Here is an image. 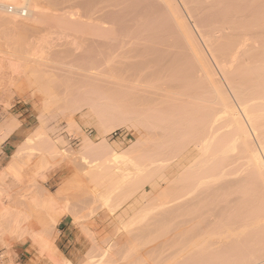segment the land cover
Wrapping results in <instances>:
<instances>
[{"label": "bare ground", "instance_id": "1", "mask_svg": "<svg viewBox=\"0 0 264 264\" xmlns=\"http://www.w3.org/2000/svg\"><path fill=\"white\" fill-rule=\"evenodd\" d=\"M80 1L81 3L77 0H66L68 10L57 14L52 8L56 3L53 0H0V47L5 48L0 50L5 53V56L0 58L1 69H10L20 78L22 75L26 76V69L30 68L31 76L35 83L39 84L37 93L45 96L46 103L61 100L54 90V84L59 77L53 70L45 69L52 62L48 56L49 51H46V48H52L51 41L48 40V35L55 32L53 30L51 33L52 29L58 31V34L74 31L89 36L85 42L94 46L100 62L105 65H102L103 68H95L97 73L95 69L92 73L91 70H83L85 73L90 72L88 75L84 74L85 78L81 77L83 82L88 84L89 80L97 79L95 81L98 83L101 77L102 80L111 78L114 82L111 86L110 79L108 84L112 88H104L96 86L95 81L96 85H92L94 82L91 81L92 84L89 83L86 87L67 91L69 93L63 97L65 102L72 104V113L89 109L79 118L81 121L95 119L99 133L94 139L85 135L80 128V122L68 114L66 120L69 128L76 129L82 136V146L78 152L73 153L71 149L60 150L57 144L64 139L59 138L56 141L43 132L39 136L28 137L18 146L9 169L19 175L22 168L21 159L24 160V157L27 162L32 156L38 158V172L42 171L43 164L54 165L66 159L62 162H66L68 168H78L79 178L73 179L77 183V190H85L83 196L84 193L91 196V201L88 199V203L83 205L84 208L89 206L85 208L86 211L90 209V202L94 203L93 200H101L105 206H114L115 202L116 205L122 206L125 204V201L122 202L124 198H133V203L144 206L140 208L143 210H139L143 213L141 216L137 217L138 211L135 213V221H143L150 216L151 220L156 222L160 212L164 211L166 214L165 212L169 211L168 214L173 213L170 218L175 216V223L177 220L178 224L184 226H181L182 232L179 230L183 234L178 231L177 235L175 231L179 228L178 224H173V221L168 224L166 218L158 222L161 224L165 221L169 226L173 224L178 227L168 226L174 228V232L170 229L169 232L164 223V227L158 225L159 228L168 230H163L164 233H175L177 242L178 238H187L184 239L186 241L193 239L191 242L187 241L189 243L182 239L180 245L186 242L184 245L188 247L183 245L185 249H181L179 243H176L180 248L169 257L159 255L160 259L156 255L159 246H155L151 248L153 255L150 261L144 259L146 262L143 263V257H139L141 251L135 254L138 252L136 247L135 251L131 248L121 249L124 247L119 249L120 246L117 248L114 242L111 245L105 243L107 239L104 241L102 236L99 238L104 242L102 245H107L99 249L102 251V255L101 251L99 253L101 259L95 257L100 261L98 264H117V257L123 253L121 250H126L127 256L123 257H127V260L132 257L128 252H135L132 258L136 261L132 262L134 259L131 258V262L128 260L127 264H264V0ZM80 11L84 15L79 13ZM187 16L194 22L201 43L188 25ZM82 18L85 20H81ZM42 32H47L48 35H42ZM148 50H151L152 54L154 52V55L158 53L160 57H154L149 52L147 54L157 58V63L160 62L158 84L154 83L156 77L150 74L155 71L148 70L149 66L147 71L140 66L136 67V60H146L145 63L149 61L144 55ZM182 56L189 62V69L171 70L169 64ZM69 68L75 69L72 66ZM101 82L98 84L102 85ZM132 93L141 96L160 95V98L157 95L153 97L159 98L154 102L156 105L160 104V109L153 105H133L127 100L135 96ZM74 94L80 97L76 99ZM55 117L52 115L50 120L54 121ZM44 120L45 118L40 122L42 125L45 124ZM3 122L0 137L8 138L20 129V124L14 118ZM120 124L135 129L143 127L151 132L147 133V137H151L139 139L129 149L117 151L113 146L117 149L119 146L108 143L106 136ZM144 143L154 146V149H147V152L145 146L142 149L147 153L143 155L141 150L143 153L140 155L138 152H141L140 146ZM63 144L65 145L64 142ZM73 154H76L77 158L73 157ZM27 162L22 164L25 166ZM80 165L88 166L79 168ZM20 176L14 175L13 178L16 177L14 180L18 182ZM3 178V173H0V237L5 239L7 247L13 236L16 239V236L20 238V234H25L32 242L33 248L39 252L40 258L47 264H72L58 254V245L54 239V226L59 216L63 215L56 207L65 195L66 187L62 186L52 194L47 190L40 192L39 186V195L35 193V196L29 197L32 201L28 203L29 199L28 202L14 200V195L10 192L12 190L4 187ZM147 182L152 185L155 193L147 194L143 190L142 184ZM173 182L181 190L182 194H178L177 187L175 186V189L172 186L173 191H178V197L176 193V197L171 193ZM122 188L126 189L127 194L124 193L125 197L118 202L119 198L116 200L113 196L116 190ZM166 194L174 196L172 200L176 198L175 202L178 198V203L176 206L172 205V209L168 208L172 200H169V203L168 197L171 198H166ZM83 196L79 198L83 201L85 198L86 201L88 195L82 198ZM120 196L122 198V195ZM113 199L116 201L111 204ZM22 201L23 206L19 203ZM101 203L100 208L103 207ZM99 205L97 209L95 204H91L97 212ZM95 210L93 209V212ZM228 210L231 214L225 215ZM187 211L191 215L187 216ZM176 213L178 215H174ZM168 214L166 217H169ZM184 214L186 217H182ZM132 215L134 217V214ZM86 218L87 214H83L76 220ZM93 226L95 227V224ZM158 226H155V229ZM105 227L106 225L103 228ZM83 228L82 230L86 229ZM142 228L144 229L143 225ZM151 229L145 230L149 232ZM155 229L153 232L156 233ZM195 229L196 231L191 232L193 234L188 235L190 230ZM183 230H187L188 234L185 231V235ZM138 231H135V234ZM87 232L90 234L88 230ZM140 232L143 233L142 230ZM113 234L115 236V232ZM125 234L127 235V232ZM137 235L134 238L137 239ZM132 236L131 234L127 240H132ZM164 237L167 238V235ZM141 239L145 240L143 236ZM172 241L170 243L173 244ZM94 242L96 246V241ZM133 242L136 246L139 240ZM145 242V246L153 243L147 240ZM163 243L167 244L166 241ZM131 245L133 247V243ZM137 245L140 249L144 246L141 243L142 246ZM214 245L216 248H213ZM145 246L144 249L148 248ZM116 254L118 256L115 257ZM120 255L121 258L122 254ZM136 255L139 259H136ZM197 256L202 258V261H197ZM122 262L118 264H125ZM17 263L10 259L4 262Z\"/></svg>", "mask_w": 264, "mask_h": 264}, {"label": "rangeland", "instance_id": "2", "mask_svg": "<svg viewBox=\"0 0 264 264\" xmlns=\"http://www.w3.org/2000/svg\"><path fill=\"white\" fill-rule=\"evenodd\" d=\"M53 1L56 2L52 6V8L55 10V13L59 14L65 10H68V8L66 7V6H68V3L66 2V0H53ZM78 1L81 3L80 0H77V2ZM79 13H81V11ZM81 14L84 15L83 12ZM81 20H85V19L82 18ZM186 21H187L188 25L190 26V28L194 31L196 37L198 38V40L201 43V40H200V38L196 32V29L194 27L195 26L194 22L191 21L190 18H188V16L186 17ZM47 32H42V35H45V34L48 35L49 32L48 33ZM52 32L57 33L58 31L56 32L55 29H52L51 33ZM54 33L49 34L52 38L48 35V37H49L48 40L51 41V47L52 48H50V47L46 48L47 49L46 51H49L48 56H50V58L52 59V62L49 63L45 67V69L53 70L57 74V76L59 77V80L56 81V83L54 84V90H55L56 94L61 98L60 101L53 102V103H46L44 101L45 96L37 93V89L39 87V84L35 83V79L31 76V69L30 68L26 69V72H27L26 76L22 75L23 77L20 76V78H19L16 74H13L10 69H7L5 67H3L1 69V65H0V132H1L2 124L4 123L3 121H7L8 119L14 118L20 124V129L18 131H16L17 135L15 138L17 141L13 144L14 146L12 148H10L9 151H7L5 154L2 155V159L0 160V173H3V175H4V178H3L4 187L10 188L12 190L10 192H12V194L14 195V197H13V198H15L14 200H16V201H21V200L25 201L26 200V202H28L27 200L29 199L28 203H30L32 201V200H30L31 198H29V197L35 196V193H36V195H39L37 193H40L43 190L44 191L47 190L48 192L55 194L59 188H62V186L66 187L65 195L58 201V205L56 207L57 211L60 213L62 212L63 215L59 216L60 218H58V220L54 226L55 227L54 239H55L56 244L58 245V254L61 256V258L63 260L67 259L72 264H90L91 263L90 261H92V263L98 264L99 260H98V258L96 259L95 257L97 256L101 259L102 251L99 250L100 247H103V246L106 247L107 244L111 245V243H113V242L115 244H117V248L120 246L119 249L121 247H124V248H121L123 250L125 248L128 250L131 248L132 250L134 249V251H135V247H136L137 248L136 250H138V252H136V253L134 252V253L138 254L141 251L140 252L141 256L139 254V257L140 258L143 257L142 258L143 260L141 259L143 261V263L148 261V260L150 261V257L153 255L152 249L155 246H159V250L157 251V254H156L158 256V259H160L159 255L163 256V257H169L175 250H177V248L178 249L180 247H181V249L184 248L183 245L187 241L191 242L193 239L186 241L184 239H187V238H184V239L178 238V242H177V236H176V238L174 236H175V233L177 234V232L179 230L182 232V230H181L182 225L180 223L178 224L177 220H176L177 223H175V221H174L176 219L175 216L171 215L172 217L170 218V214H173V213L170 212L168 214L169 211L165 212L166 214H168L169 217H166V214L163 213L164 211L160 212V215H159L160 217L156 221L157 223L154 222L153 220H151L150 216H148L147 219H144L143 221H135V218H136L135 216L136 215H137V217L141 216L142 212L139 210H143L144 206H141L138 203H133V198L126 200V198H124L125 196L123 195L124 193L127 194L125 188H122L123 192L121 189H119V191L116 190L114 193V196H113V198L116 197L115 198L116 200H118V198H119L118 202L124 198L122 200V202L125 201L124 205H122V206L116 205L117 204L115 202L116 200L113 199V201H112L113 203H111V204H114V202H115V205L114 206L108 205L109 207H112L109 209V207L105 206V204H103V202L101 203V200L97 199L99 201V202L97 201L98 203L94 200H93L94 203L90 202V209L89 210H91V212H89V210L86 211V209L89 208V206H88L89 204H87L88 207H85L86 209L83 207V205H86V203H88V201H87L88 199H89V201H91V199H90L91 196L89 194L84 193V196L88 195V197L85 196V197H87V199L85 201V198L83 196V192H85V190H82V192L80 190H77V183L74 182L73 179L75 180V177H78V175H77V169L78 168L74 167V166H71L70 168H68L66 165V162H62V161H65L66 160L65 159V160H62L61 163L58 161L54 165L50 162H49L50 164H46V166H45V164H43L44 169L42 168V171L40 170V172H38V158L36 156L30 157V160L28 162L25 160V159H27L25 157H24V160L21 159L22 168H21V171L19 174V175H21L19 177L20 181H18L19 183L15 181L16 177L19 175H18V173L14 174V171L9 169V166H10L11 162L13 161V158H14L13 156H15L14 153H15V151H17L18 146L20 144H22L23 142H25V139H27L28 137L39 136L44 132V133H47L53 139H56V141H58L59 138L64 139L63 142L65 143V145L63 144L62 141L57 144V147L60 150L70 151L67 149H71L72 150L71 152H73V153L78 152V150L82 146V144H81L82 136L79 134V132L76 129L69 128L67 120H66V116L68 114L74 120H76L78 123L80 122L79 125H80L82 132L85 135H87L88 137L94 139L99 133V129L97 127V124H96V121L94 118H88V121L87 120L81 121V119L79 118V117H81V115L83 113L88 112L89 109L85 108V109H83L82 112L78 111V112L72 113V109H73L72 104L69 102H65L63 100L64 99L63 97H65L67 95V93H69L67 91L76 90L79 87L80 88L86 87V86H88V84L91 81L94 82L95 80H97V79H95L94 81L89 80L88 84L86 82H83V78H85V75H88V72L90 70H91L90 71L91 73L95 72V71L97 73L98 70H96V69H98V67H100V66L102 67V65L104 66L105 64L100 62L98 53H97L96 49L94 48V46L85 42V40L88 39L89 36H86V35L83 36V33L74 32V31L65 32V33H61V34L60 33L54 34ZM0 50H5V48L0 47ZM204 50H205V48H204ZM150 51L151 50L146 51L147 53L144 52V55L147 56L148 52L152 54V52H150ZM152 55H154V52ZM152 55L149 54V56H147L148 58L145 57L150 62L147 61L145 63L146 60H141V62L139 60H136L137 61L136 67L140 66L141 68H143V69L145 68V70H146V68L149 66L148 70H151V72L155 71L154 73H151L150 75L152 77H156L154 83L158 84L160 81V62L157 63V61H156L157 58L154 59V57H155V55H156V57L157 56L159 57V54L155 53L154 57ZM4 56H5V53L0 52V58H2ZM150 58H153L155 61L153 59H150ZM152 60H153V62H152ZM159 61H160V59H159ZM151 63H153V64H151ZM188 64H189V62H186L185 58L182 56L181 58L173 60V62L169 65H171V70H173L174 68H176V69H179V68L180 69H184V68L189 69L190 65H188ZM70 66H72L75 69H70L69 68ZM153 67H154V69H153ZM94 69H95V71H94ZM152 69H153V71H152ZM83 70H85V71L89 70V71L85 73ZM90 72H89V74H90ZM81 77H83V78H81ZM86 79H84V80L86 81ZM99 79L100 78H98V80ZM107 79L104 78V80H102V77H101V79L98 81V83H100L102 80V82H101L102 85L98 84L97 81H95L97 83V85L95 84V82L93 84L92 83H90V84L96 85V86L100 85V87H104V88H110L113 85L112 83H114V82L112 81L111 78H110L111 81H110V79H108V82H107L106 81ZM87 81H88V79H87ZM109 81L111 82V86L109 85L110 84ZM83 84H85V85L83 86ZM107 84L109 87H107ZM158 93H160V91ZM132 94L135 96H133V97L128 96L130 98L127 100L128 101L130 100V102L133 105H135V106L140 105L141 107H149V106L151 107V105H153V106H157V108L160 109V104L156 105L154 102L155 100H158L160 98V95L156 94L157 97H159V98L155 99V98H153V97H156V95H154V94H152V95L149 94L146 96H141V95H137L134 93H132ZM73 97L78 99L80 97V95H78V97H77L74 94ZM177 102L180 103L179 101H177ZM52 115L56 116L54 121L50 120V117ZM43 118H45V120H44L45 124L42 125L40 122L42 121ZM86 122H88V123H86ZM118 126H116V128H114V130H112V133H110L106 136L107 141H109L108 143H110L112 145L115 144L116 146H119L118 149H120V150H118L117 147L115 148V146H113L114 149L117 151H124L125 149H129L134 144H136V142L139 141V139L141 140L144 137H147L148 132L151 134L150 131L146 130L143 127H140V128L138 127L135 129V128H131L125 124H122V125L120 124ZM92 128H94V129H92ZM149 136L151 137V135H149ZM3 137L6 138L5 136H3ZM3 137H0V147L9 138L8 137L3 141V139H4ZM150 137H147L146 139H148ZM1 138H3V139H1ZM144 141H146V140H142V142H144ZM147 144L148 143H144V145L141 144L140 151L143 150L145 146L147 147V148H145V150L147 152L151 148H152L151 151L154 149V146L152 147V146H149V144L148 145ZM32 146H34V145H31V147ZM26 147H28V146H26ZM146 151L143 150L144 153L141 151V152H138V154L142 155V153H143V155H144L147 153ZM0 153H1V150H0ZM74 156H76L75 158H77L76 154H73V157ZM78 159L80 160V157ZM23 161L27 162V164L25 166L23 164H25L26 162L23 163ZM80 163H82V162H80ZM83 166L80 165L79 168L80 167L83 168ZM87 166L88 165H86L84 167H87ZM39 167L41 168V166H39ZM75 169H76V171H74ZM72 174H76V175H72ZM14 175H16V177H14L15 180L13 178ZM80 179H82V178L80 177ZM82 180L84 181L85 179H82ZM161 183L164 184V182H161ZM39 186H40V189L39 188L38 189L40 192H38V189H37V187H39ZM142 186H143V190H145L147 192V194L155 193V191L153 190L152 185L150 183H148V182H147V184L144 183V185L142 184ZM172 186L173 187L176 186L175 182L172 183L171 187ZM173 187L171 188V191H173L172 190ZM176 187H175V189H176ZM177 189H178V187H177ZM78 191L80 192V195H79ZM178 191H179V193H178ZM178 191H176L178 194H182L180 189H178ZM168 192L170 193V191H168ZM168 192H167V194H168ZM176 192L174 190L171 193H174V196H175ZM116 193H118V194L115 195ZM22 194H24L25 196ZM119 194L122 195V198ZM167 194H166V198L168 196H170V198H171V199H169V197H168V202H169V200H172V197H174V196H172L170 194L167 195ZM178 194L176 195L177 197L179 196ZM81 196H83L82 198H84V201H83V199L81 200L79 198ZM34 198H36V197H34ZM173 200H174L175 204L173 203ZM173 200L171 201L173 204L172 203H171V205L169 204L170 206L166 205V207L168 206L169 209H172V207H171L172 205L176 206V204L178 203L177 202L178 198H177L176 202H175L176 198ZM19 203L21 206H23L22 204H24L23 201L19 202ZM99 203H101V205H103L102 208H100ZM91 204H95L96 207L99 205V208L102 210L100 211V209H99V211L97 212L95 210V208H92L93 205L91 206ZM115 206H116V208H115ZM68 207H69V209H67ZM105 207L107 208V210H109V211L111 210L110 211L111 213H113V212L114 213L111 214L109 211H108L109 212L108 213ZM141 207H143V208L140 209ZM21 208H25V207H21ZM83 209H84V211H83ZM93 209L95 210L96 214H95V212H93ZM97 209H98V207H97ZM137 211L139 212V214L137 213ZM88 212L90 214L89 216H88ZM120 212L121 213L123 212L124 214H121ZM228 212H229V210L227 211V214L225 212V215L231 214V213L229 214ZM230 212H232V211L230 210ZM91 213L92 214L94 213V214L92 215ZM135 213H137V214L135 215ZM177 213L174 215L180 214V212L178 214ZM83 214H84V216H85V214H87L86 219H88V217L89 218L91 217V218L89 220H86V219H80V220L77 219L76 220L77 217L79 218L80 216H83ZM132 214H134V217ZM102 215H104V216H102ZM127 215H128V217H127ZM161 215L162 216L165 215V217L162 218ZM181 215H182V213H181ZM185 215L186 214H184L182 217H184ZM189 215H191V214H189V212L187 211V216H189ZM118 216H120V217H118ZM98 217H99V219H98ZM148 218H149V220H151V224H150ZM165 218H166V223L169 224V222L173 221L174 222L173 224H175V225L178 224V226L180 228V229L178 228V230L176 229L177 231H175V233H173L175 229L174 228L171 229L169 227H171V225H172V227H178V226H175L173 224H170V226H169L165 223V221H163L164 225L165 226L167 225L166 228H168V230L169 229L171 231L173 230V232H171V234L173 233L172 234L173 236L171 234H168L170 232V230H169V232L164 233L163 230L165 231V229H161L162 227H164V225H163V223L160 224V222H162L160 220H165ZM167 219L169 221H167ZM152 221L155 225H153ZM158 221H160V222H158ZM136 222H137V225H136ZM125 223H127V224H125ZM132 223H134V225ZM87 224H89V225L87 226ZM94 224H95V227L93 226ZM124 224L126 227L124 226ZM141 224L143 225L144 229L142 228ZM147 224H149L150 228ZM84 225H86V226H84ZM90 225L94 229L91 228ZM96 225H98V226H96ZM105 225H106V227L103 228ZM145 225H146V228H145ZM151 225L154 226V228L151 229V227H152ZM158 225L159 226L163 225V226H160L161 228H159ZM89 226H90V228H89ZM122 226L125 229H122L123 228ZM147 226H148V228H147ZM155 226H158V227L155 229ZM83 227H85L90 232V234L92 236L87 232L86 229H85L86 231L82 230V229H84ZM182 227H184V226H182ZM132 229L135 231L139 230L138 232H140L142 230L143 233H146V234L143 235V233L140 232L139 235H137L138 232L135 234V231H133ZM145 229H147V230L151 229L150 230L151 232L150 231L147 232V230H145ZM154 229H155V231H157L156 233L153 232ZM208 229H210V228H208ZM214 229H216V227H214ZM112 230H116V231H112ZM117 230L118 231L121 230V232L118 233ZM159 230H160V233H159ZM168 230L166 229V231H168ZM83 231H85L86 233ZM125 231L127 232V235H128V233L130 234V236H131V234L133 235L131 237L132 240H130V241L127 240V239H130V236H128L129 237L128 238L127 235L125 234L126 233ZM132 231H133V233H132ZM180 231L178 233H180ZM185 231L187 232V230H183L185 235H187L188 232L186 234ZM192 231H196V229L190 230L188 235L193 234V233H191ZM110 232H111V234H110ZM114 232H115V236L113 234ZM95 233H97L98 237H97V235H95ZM153 233H154V235H153ZM99 234H100V236H99ZM134 234L137 235L136 236L137 239L134 238V236H135ZM140 234H142L143 238H145L144 241L141 239L142 236ZM147 234H149V235H147ZM180 234H183V233H180ZM16 235H18V234H16ZM20 235H21V237L19 238L16 236V239H15V236H13V239H11V243L9 244V247H7V245L5 244L6 243L5 239L3 240L2 237H0L1 238L0 243H2V244H0V264H4V262L8 259L12 260L15 263L18 262L17 264H47V262L45 260L40 258L39 252L35 248H33L32 244H31L32 242L30 241L29 237H27L25 234H20ZM22 235H23V237H22ZM106 235L107 236L109 235V236L107 237ZM164 235H167V238L164 237ZM102 236H104V238H101ZM113 236L115 237L114 239L112 238ZM119 236H121V238ZM123 236L126 238L127 241L125 240V238ZM139 236H141V237H139ZM159 236L161 238H159ZM168 236L171 237L170 238L171 240H169V242H167V240L169 238ZM154 237H156V238H154ZM99 238L103 239L104 241H105V239H107L108 241L106 240V242H105L107 244L102 245L103 241ZM108 238H110V239H108ZM123 239L125 240V242ZM133 239L135 240V242H137V240H139V242L141 244H143L144 246L146 244V242H145L146 240L148 242L151 241L153 243L149 242L151 244V246H150V244H148L149 246L148 245L145 246L148 248L144 249L143 248L144 246H143L140 249L139 247H137L138 246L137 244L140 245V243L137 242L136 246H134V242H133L134 240ZM182 239L186 242L185 243L183 242V244L180 245L181 243H179V242H182ZM116 240H117V242H116ZM156 240H158V241H156ZM179 240H181V241H179ZM94 241H96V246H95ZM98 241L101 242V244ZM120 241L123 243H126V244H123V243L121 244ZM128 241L131 244L133 243V247H131L132 245L130 243H129V245H127ZM142 241L145 244L142 243ZM154 241H156V243L158 242V244L156 245V243ZM165 241L167 244L163 243ZM171 241L173 242V244L170 243ZM174 241H175V245H174ZM189 242H187V243H189ZM119 243H120V245H118ZM176 243H179L180 247L176 246ZM169 244L170 245L172 244V245L170 246ZM125 245H127V246H125ZM162 245H164V246H162ZM140 246H142V245H140ZM166 246H169V247H166ZM172 246L176 247V249ZM215 246L216 245H214L213 248H216ZM186 247H188V246H185V248ZM218 247H219V244H218ZM169 248L170 249L174 248V249L170 250ZM123 250H121V251L124 253V255H123V253H120V254H122V257L127 254L126 250H125L126 253ZM100 251H101V253H100ZM121 251H119V252H121ZM160 251H161V253H160ZM116 252H118V250ZM131 252H128V253L132 254V257H133L134 253H131ZM120 254H119V257H117V258H119L121 260L122 257L120 258V256H121ZM129 255H128V257H129ZM116 256H118V255L116 254L115 257ZM132 257L128 258L129 262L136 261ZM135 257H138V255H136ZM139 257L136 259H139ZM131 258L134 260L130 261ZM119 259L117 260L118 263L123 261V260L119 261ZM122 259H124V261L126 259V262L123 261L122 263L127 264V262H128L127 257H123ZM144 259L146 261H144ZM198 259L200 261H202L201 260L202 258H200L199 256L196 257L197 261H198ZM142 261H141V263H142ZM197 261H195V262L197 263ZM99 263H100V261H99ZM137 263H138V260H137ZM114 264H116V262Z\"/></svg>", "mask_w": 264, "mask_h": 264}, {"label": "crops", "instance_id": "3", "mask_svg": "<svg viewBox=\"0 0 264 264\" xmlns=\"http://www.w3.org/2000/svg\"><path fill=\"white\" fill-rule=\"evenodd\" d=\"M16 135L17 133L14 132L0 147L1 153H0V160L2 159V155L5 154L7 151L10 150L14 145V143L17 141L16 140Z\"/></svg>", "mask_w": 264, "mask_h": 264}]
</instances>
